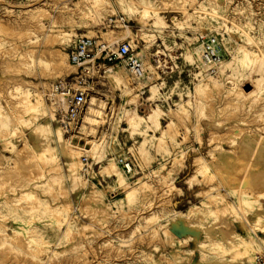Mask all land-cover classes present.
I'll list each match as a JSON object with an SVG mask.
<instances>
[{"label":"rangeland","instance_id":"obj_1","mask_svg":"<svg viewBox=\"0 0 264 264\" xmlns=\"http://www.w3.org/2000/svg\"><path fill=\"white\" fill-rule=\"evenodd\" d=\"M183 1L0 0V264L263 257L228 222L246 238L264 227V0ZM79 36L130 43L144 80L69 65ZM210 37L215 65L202 59ZM79 76L94 111L65 133L48 90ZM242 239L250 247L235 248Z\"/></svg>","mask_w":264,"mask_h":264},{"label":"built area","instance_id":"obj_2","mask_svg":"<svg viewBox=\"0 0 264 264\" xmlns=\"http://www.w3.org/2000/svg\"><path fill=\"white\" fill-rule=\"evenodd\" d=\"M201 47L203 61L209 65L220 62L216 50V39L213 37L201 39ZM66 56L69 65L83 69L82 72L86 74V69H92L98 73L101 70L122 67L132 83H139L145 77L144 62L133 54L130 43L125 41L114 43L109 48L103 41L97 42L92 38L79 36L69 46ZM86 66L89 67L85 68ZM82 76L72 79L74 83L66 80L54 81L48 90L49 96L61 97L60 101L64 105V110L59 115L58 122L60 129L65 133L75 131L91 104L90 92L87 87H84L85 83ZM115 162L123 174L131 172L132 164L130 161L116 157ZM81 165L84 172L89 170L88 160L85 157H82ZM254 264H264V257H257Z\"/></svg>","mask_w":264,"mask_h":264},{"label":"crops","instance_id":"obj_3","mask_svg":"<svg viewBox=\"0 0 264 264\" xmlns=\"http://www.w3.org/2000/svg\"><path fill=\"white\" fill-rule=\"evenodd\" d=\"M256 176V178H257V175H255ZM235 178H237L238 176H234ZM263 176H261V178H262ZM197 187V186H196ZM191 188V187H190ZM192 192H193V196H196L198 193H200V191L199 190H196L195 189V187H193V189H192ZM259 216V215H258ZM257 216V217H258ZM259 219H261L262 220V218H261V216L260 217H258L257 218V220H254L252 223H253V225L255 224V222L256 221H258ZM263 221V223H264V220H262ZM250 231H249V233H248V238H246L247 236H246V232H247V229H246V226L244 225V224H242V223H236V222H228V232L230 233V235L232 236V235H239L240 237H242V238H244V239H252L254 242H255V244L253 245V248L254 249H256V248H259V249H262V250H264V247H262V245L261 244H259V242L258 241H263L264 242V227H263V229H258V230H255V231H258V232H256L255 233V231L254 230H252V229H249ZM216 231V232H215ZM262 231V232H261ZM214 233L217 235L218 234V232H217V230H214ZM241 235H245L246 237H243V236H241ZM218 236V235H217ZM260 236V237H259ZM262 237V238H261ZM258 240H256V239ZM263 257H264V254H263ZM244 260V264L245 263H248L249 261L246 259V258H244L243 259Z\"/></svg>","mask_w":264,"mask_h":264},{"label":"bare ground","instance_id":"obj_4","mask_svg":"<svg viewBox=\"0 0 264 264\" xmlns=\"http://www.w3.org/2000/svg\"><path fill=\"white\" fill-rule=\"evenodd\" d=\"M180 1H182V0H180ZM185 1V0H184ZM183 1V2H184ZM188 1V0H187ZM193 1V0H192ZM174 2H175V0H162V5H164L165 7L167 6V8L168 7H171L173 10L175 9V8H179L178 6H180V5H177L176 6V4H174ZM133 3V2H132ZM193 3V2H192ZM136 4V3H135ZM200 4V3H199ZM164 6H163V8H164ZM192 6V5H191ZM190 6V7H191ZM78 11H79V9H77ZM150 10V9H149ZM163 10H166V9H163ZM162 10V11H163ZM168 10V9H167ZM176 10V9H175ZM75 11V10H74ZM159 11V10H158ZM178 11H180V10H178ZM22 12V11H21ZM76 12V11H75ZM94 12V11H93ZM93 12H91V13H93ZM126 12H127V14H132L133 13V10H132V8L131 7H128L127 8V10H126ZM183 12H184V10H183ZM185 12H186V10H185ZM28 17V16H27ZM233 23V22H232ZM236 26V25H235ZM238 29H239V27H238ZM241 32H242V30H241ZM244 34V33H243ZM246 35V34H245ZM253 43V42H252ZM250 59V56H247V55H244V59ZM59 59V58H58ZM56 61V60H55ZM58 65V64H57ZM61 69V68H60ZM25 94V93H24ZM40 98V97H39ZM61 100V99H60ZM21 101V100H20ZM22 103V102H21ZM94 110H91L90 108L87 110V113H92ZM86 113V114H87ZM94 115V114H93ZM105 118H106V115L104 114V113H101V112H97L96 111V120H94V121H96L97 122V124L98 123H101V122H103L104 120H105ZM29 156V155H28ZM27 157V156H26ZM24 164V163H23ZM115 164V163H114ZM116 165V164H115ZM119 182L121 183V184H123L122 182H123V179H119ZM33 203V202H32ZM21 208V207H20ZM260 223H261V221H259ZM262 224V223H261ZM262 226V225H261ZM261 226H260V228H261ZM254 227H256V226H254ZM258 228H259V225H258ZM257 228H255V230H256ZM262 229H263V227H262ZM258 230V229H257ZM239 240V239H238ZM234 247L236 248V247H243L244 249H246V248H248V247H250V243H248V242H246V241H243V239L241 240V242H239L238 244H236V245H234ZM237 248V249H238ZM2 258H3V255H2ZM30 262V261H29ZM32 263V262H31Z\"/></svg>","mask_w":264,"mask_h":264}]
</instances>
